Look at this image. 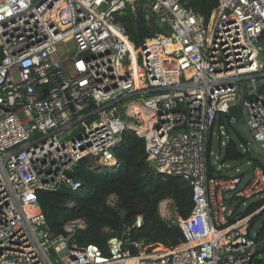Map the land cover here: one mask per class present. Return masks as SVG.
<instances>
[{"label": "built area", "instance_id": "1", "mask_svg": "<svg viewBox=\"0 0 264 264\" xmlns=\"http://www.w3.org/2000/svg\"><path fill=\"white\" fill-rule=\"evenodd\" d=\"M135 1L0 0V264L264 260V233L258 235L264 224L255 232L250 225L264 204L246 216L235 212L239 203L264 198V164L253 161L245 181L241 173L208 174L206 165L215 127L224 133L225 121L233 120L228 109L245 88L243 116L264 150L258 85L264 59L256 46L264 32V0H217L208 20L182 0H143L145 18H154L160 30L139 49L115 17ZM67 39L73 49L60 52ZM133 105L147 119L141 110L132 112ZM127 129L145 137L154 173L191 186L187 217L173 215L168 199L159 203L161 217L184 235L173 249L147 252L142 239L132 240L141 215L107 239L105 252L81 245L76 234L86 226L83 218L53 233L38 205V190L81 186L72 170L85 157L98 171L112 169L113 148ZM108 202L115 204L114 195Z\"/></svg>", "mask_w": 264, "mask_h": 264}, {"label": "trees", "instance_id": "2", "mask_svg": "<svg viewBox=\"0 0 264 264\" xmlns=\"http://www.w3.org/2000/svg\"><path fill=\"white\" fill-rule=\"evenodd\" d=\"M183 4L195 13L208 20L217 0H182ZM66 15H63V19ZM124 30L139 49L143 42L153 36L160 27L154 18H145L143 0H136L115 15ZM260 40H264V32ZM135 58L134 53L131 59ZM264 91V84L259 87ZM146 115V114H144ZM222 122V119L218 121ZM140 131H143L142 129ZM235 139L229 138L224 145L220 162L240 159L244 156L237 142L247 144L242 135L234 128ZM117 164L112 169L96 170L89 163L88 157L78 161L73 167V175L79 179L81 186L77 190L60 188L57 190H38L37 202L53 233H60L65 221L83 218L86 226L76 234L78 244H95L106 251V241L110 236L121 235L124 225L134 222L137 215L143 217L140 228H134L131 238L142 239L147 252H160L173 249L184 242L180 227L165 220L159 213V203L170 199L177 215L185 218L192 209L191 186L176 175L154 173L150 167L146 151L145 137L132 129L123 133L121 143L113 148ZM254 162H260L258 158ZM206 165L208 174L222 175L210 158V143L207 148ZM114 195L116 202L111 205L108 198ZM264 198L257 199L237 212L238 216H246L260 208ZM235 207V212L238 208ZM261 219L264 224V208L255 214L250 225ZM263 233L260 228L258 235ZM261 264H264L262 260Z\"/></svg>", "mask_w": 264, "mask_h": 264}, {"label": "rangeland", "instance_id": "3", "mask_svg": "<svg viewBox=\"0 0 264 264\" xmlns=\"http://www.w3.org/2000/svg\"><path fill=\"white\" fill-rule=\"evenodd\" d=\"M259 42L264 43V40H259ZM73 47H74L73 41L71 39H67L63 42V45L59 46V51L64 52L65 49L72 50ZM260 55L261 56L264 55V44L260 49ZM131 104L132 103H130L129 106ZM144 114H145V112L143 110H141V115H144ZM135 123H137V122H135ZM223 132L224 133L220 135L219 129L217 127H215V129H214V134L212 137V144H211V150H212L211 161L214 164L220 166V172L222 174L227 175L229 177H233V176L241 173L242 174V181H245L246 179H248L250 177L251 166H252V162L255 159V153L251 149L249 144H243V143H240L239 141H236L239 149L243 152L244 156L240 159L226 160V161L220 162L222 155H223L225 143L228 141L229 138L236 140L235 133H234L233 120H231L230 123L225 121L224 127H223ZM258 159L261 163L264 164V159L262 157H258ZM254 200H256V199H254V198L248 199L245 201V204L239 203L238 210L240 212L244 211L246 205L249 204L250 202L254 201ZM167 207L172 211L173 215L176 214L174 212L175 210L173 207L172 200L168 199ZM260 223H261V219L254 222V226L252 229L253 232H255L258 229Z\"/></svg>", "mask_w": 264, "mask_h": 264}, {"label": "water", "instance_id": "4", "mask_svg": "<svg viewBox=\"0 0 264 264\" xmlns=\"http://www.w3.org/2000/svg\"><path fill=\"white\" fill-rule=\"evenodd\" d=\"M264 82L258 83V85H263ZM247 88L243 90L241 93L240 99L236 105H231L228 109L227 116L233 119V126L237 132H239L243 140L250 145L251 149L255 153V158L262 157L264 159V150L261 149L257 143L255 142L254 138L252 137L250 130L245 122V118L243 116V111H242V104H243V99L246 95ZM180 106L177 105L175 107V110H179ZM151 168H154V162H151ZM263 233H264V226H263ZM126 238V244H128V248L132 254L135 253L134 248L129 244V239L127 235L124 236ZM262 260L260 258H255L253 259L252 264H261Z\"/></svg>", "mask_w": 264, "mask_h": 264}, {"label": "bare ground", "instance_id": "5", "mask_svg": "<svg viewBox=\"0 0 264 264\" xmlns=\"http://www.w3.org/2000/svg\"><path fill=\"white\" fill-rule=\"evenodd\" d=\"M65 15H66V13H65ZM62 19H63V17H62ZM67 19V15L64 17V19L63 20H66ZM256 45H257V47H259L260 45H262L263 46V44L262 43H256ZM132 54V53H131ZM135 109V110H134ZM140 108L139 107H137L136 105H133V109H132V112H134L136 115H137V113H140ZM139 111V112H138ZM142 117H143V119L145 118V119H147L146 117H147V115H142Z\"/></svg>", "mask_w": 264, "mask_h": 264}, {"label": "crops", "instance_id": "6", "mask_svg": "<svg viewBox=\"0 0 264 264\" xmlns=\"http://www.w3.org/2000/svg\"><path fill=\"white\" fill-rule=\"evenodd\" d=\"M258 43V42H257ZM259 43H261V42H259ZM262 44H264V43H262ZM257 46V45H256ZM262 47V45H260L259 46V48H261ZM261 58H263L264 59V55L263 56H261ZM135 110V109H134Z\"/></svg>", "mask_w": 264, "mask_h": 264}]
</instances>
